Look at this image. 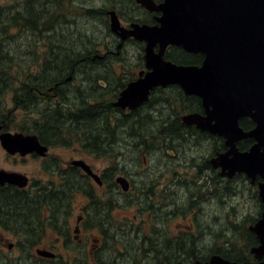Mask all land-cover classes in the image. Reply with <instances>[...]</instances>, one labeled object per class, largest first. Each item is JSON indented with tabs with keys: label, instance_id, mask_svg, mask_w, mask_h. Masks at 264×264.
Segmentation results:
<instances>
[{
	"label": "rangeland",
	"instance_id": "rangeland-1",
	"mask_svg": "<svg viewBox=\"0 0 264 264\" xmlns=\"http://www.w3.org/2000/svg\"><path fill=\"white\" fill-rule=\"evenodd\" d=\"M26 1L0 0V8L16 6L18 10L24 11L28 6L25 5ZM69 1H72V3L69 4L70 2L64 0L62 4L65 5L58 9H56L53 3L47 5L48 12L58 17L60 16L58 24L54 23V17L51 16L49 24L55 30L52 33L50 32V35L54 38L52 40L53 45L55 41L57 48L64 47L70 49L71 46L75 47L79 45L78 51H81L80 53L83 56L89 50L92 53L91 57H94L95 54H104L111 45L115 46L114 49L116 48L114 43L115 36L110 31V16H103L97 13V11L90 13V10L96 9L99 11L100 8L106 7V9L109 8L108 10L114 9L117 11L119 9L122 12L124 10L123 4L127 8L125 17L132 16L135 19H142L143 17V15L138 16L141 11L138 12V15L133 13L132 8L135 5L128 2V0ZM56 5L58 6V4ZM40 7H43V3L41 6L38 4L36 10H39ZM56 10L61 13H57ZM122 23L128 24L125 21H122ZM22 25L23 23L19 26ZM19 26L9 29L11 35L8 36L7 41L10 47L14 48L17 58L21 56L22 59L31 62V72H34L33 74L35 75L37 69L44 64L45 53L50 56L51 41L45 38L46 34L38 37L36 32L23 29ZM140 49L138 45L131 42L126 45L122 55L117 59L125 65V69L122 72L118 71V73L130 72L134 75L138 71L142 62ZM58 50L60 51V49L55 51ZM53 55L51 53V57ZM67 76L68 74H65L63 77ZM84 81H86L85 75L80 70L75 76L73 83L68 87H74L75 89L84 87ZM101 85L105 84L101 83ZM81 92L83 93L84 90L82 89ZM12 96L13 93L11 92L6 99L8 110L14 108ZM70 96L73 98L75 93L70 92ZM47 98L48 96H43L39 108L46 105L45 101H48L46 103H53V101H49ZM175 98L176 95L170 92H155L150 102L141 108L142 117L151 111L152 115L156 118L162 111H167V105L172 100H175ZM172 105L173 107L176 106L175 103ZM120 116L122 115H114V123L118 122V118H121ZM13 117H15V123H12L13 128H11L10 132L16 133L18 131H14L15 124L22 123L26 117V113L17 111ZM123 132L121 130L119 137H123ZM123 140L121 139L115 148L116 153L122 152L115 159L87 153L81 148L79 141L73 143L69 148L53 147L49 151L48 159L30 155L23 157L20 162L6 157V151L0 147V169L27 175L31 181L28 190H35V187L38 185L45 188L49 186L50 188L46 189L48 192L62 188L66 190L72 189V186H67L69 184L76 188L70 197V201L66 203L68 214L62 219L61 224L70 228L71 238L75 235L74 230L77 226V217L81 215L86 216L85 222L80 227L81 231L78 234L81 244L73 250L67 248L64 244L65 239L63 234L47 225V228L39 236L34 235L28 238H26V235H24L26 233L24 232L22 233V237L16 236L14 231L0 227V236L8 239L5 243L14 244L13 250H9L7 245L4 251L0 253V264H52L36 254L37 249L47 248L54 252L61 260L72 259L76 264H152L155 260L154 253L145 259L146 249L151 243H146L142 240L144 235L149 234L154 229L152 223L150 224L145 221L147 213H141L140 210L141 206L146 207L147 203L139 201V198L136 196L138 190L131 195H125L123 194L124 192L119 193L118 191L121 188L115 187L114 184L116 174L126 169L137 171L139 174L135 176V182L137 183V188H139L141 182H148L151 180V177L159 176L158 172L165 170L166 166L177 164L178 168L169 170L179 171L182 175V177H179L182 184L178 189V197L180 198L179 213L189 212L190 209L187 210V207L191 205V202L196 203L193 201V193L198 190L196 180L193 178L196 170L192 169L190 159L198 158L195 161V163H198L199 159L204 158L209 153L210 145L203 141L200 142V146H194L190 153L187 154L189 158L187 162L181 158H176L175 161V158H171L172 155L170 153L167 156L166 153L163 154L162 151L156 150L147 156L148 162L145 165L142 156L136 158L137 154L131 150L130 141L127 140L125 142ZM80 159L85 160L92 166L95 172H99L102 178L106 179L105 181L107 182L103 188L92 184L90 180H86L85 184H82V179L79 178L80 175L74 172H69L67 176L60 174L63 170H68L69 163L72 160ZM53 160H55V164H53ZM57 163L60 164L59 167L56 166ZM242 174L236 180L227 184L228 188L223 194L216 191L215 188L217 187L216 183L220 182V180L214 179L215 187L209 196V200L205 201L206 195H196L199 200L195 204L199 214L197 224L200 226H211L210 237L204 239L203 242H198V250L201 251L198 254L199 256H209L211 252L219 250L222 247L240 256L243 255V252L244 256H252L250 250L244 249L246 234L249 226L256 223L259 219V213L263 210L264 203L259 197L257 185L252 184L246 174ZM210 176H213V174L210 173ZM208 181H211V179H208ZM219 184L221 186V183ZM90 194L95 196V202ZM60 207L62 206L60 205ZM204 214L206 215L205 217ZM253 218L256 219L252 220ZM181 223L179 219L172 220L170 224L171 230L173 232L179 230H183L184 232L189 231L184 227L175 228V225ZM131 226L133 227V232H126L129 229L128 227ZM34 240L38 243H29ZM21 241L26 242L28 245L26 247L21 246Z\"/></svg>",
	"mask_w": 264,
	"mask_h": 264
},
{
	"label": "water",
	"instance_id": "water-1",
	"mask_svg": "<svg viewBox=\"0 0 264 264\" xmlns=\"http://www.w3.org/2000/svg\"><path fill=\"white\" fill-rule=\"evenodd\" d=\"M134 1L150 12L162 13V17L158 25L134 24L127 31L117 13L108 12L111 31L123 41L133 36L147 43L145 60L149 70L128 84L114 106L133 111L150 100L153 90L169 85H178L186 95L201 98L205 114H185L181 117L183 124L196 125L203 132L224 137L230 149L213 159L212 164L221 166L222 175L230 178L244 173L252 184L260 177L259 197L264 203V0H164L161 4L154 0ZM169 46L203 54L204 62L194 67L166 61L164 55ZM243 118L252 120L256 127L245 132L240 126ZM245 138H253L256 143L247 152H241L238 143ZM0 145L11 155H49V147L33 134L4 132ZM72 165L84 170L96 184H103L85 161L75 160ZM116 183L124 191L129 190L124 178H117ZM5 184L26 188L29 178L0 169V185ZM81 221L79 216L74 230L76 240ZM249 230L258 240V245L250 250L256 259L252 264H264V209ZM36 254L45 259L56 258L47 249H37ZM191 264L247 263L213 255L208 261L196 260Z\"/></svg>",
	"mask_w": 264,
	"mask_h": 264
},
{
	"label": "trees",
	"instance_id": "trees-1",
	"mask_svg": "<svg viewBox=\"0 0 264 264\" xmlns=\"http://www.w3.org/2000/svg\"><path fill=\"white\" fill-rule=\"evenodd\" d=\"M63 2L64 0H27L25 5L28 6L24 11L18 10L16 6L0 8V126L4 132L11 131V128H13L12 123H15V117L13 116L17 111H21L26 113V117L22 123L15 124L14 131L36 135L42 144L52 148H69L73 143L79 141L81 148L86 152L99 157L115 159L119 156L118 152H115V148L121 139H124L123 141L128 140L130 143L132 141H149L143 147L147 150V156L159 150L164 143V139H168L178 143L177 147H180V149L191 150L193 148L192 143L182 142L181 135L177 134L178 131H181L180 128L174 130L176 134H170L169 136L164 135L163 132L165 131L161 128L167 124L176 126L183 124L181 114L199 112L198 102L196 101L198 99L182 95L177 87L168 88V90H157L175 94L176 98L167 105V111H162L156 118L151 111L142 117V109L126 115L123 111L113 108L111 102L117 97L115 92L117 90H102V93L97 94L95 92L90 96L83 95L80 90L76 91L78 94L75 93L73 98L66 92L59 94L57 96L58 100L49 96L48 88L53 87L65 74L70 75L73 67H76L74 66L76 61L91 60L93 58L90 50L86 51L83 56L80 53L81 51H78L79 45L71 46L70 49L57 48L55 41L53 45L52 40L54 38L50 35V32L52 33L55 28L49 22L51 16H53L54 23L58 24L60 16L48 12L47 5L53 3L58 9L65 5L62 4ZM66 2L70 1L66 0ZM128 2L132 3L131 0H128ZM42 3L43 7L36 10L37 5L41 6ZM71 3L72 1L69 4ZM108 9L106 7L100 8L99 11L92 9L90 13L97 11V13L108 17V12L112 11ZM57 13L61 12L57 11ZM21 23L23 25L19 26ZM16 26L36 32L38 37L46 34L45 38L51 41L50 56L45 53L44 64L37 69L35 75L34 72H31V62L22 59L21 56L17 58L14 48L8 44L7 39L11 35L9 29ZM57 49H60V51H55ZM51 53L54 54L52 57ZM78 72L73 73L74 78ZM96 72L97 70H93L86 73L85 69H81V73L87 76L88 79L90 75H94ZM122 84V80L118 79L113 87L121 89ZM11 92L13 93L14 108L8 110L6 99ZM45 95L48 96L47 100L53 101V103H46L48 101H45L46 105L39 108L41 99ZM173 103L176 104L175 107H173ZM114 115H122L116 123L113 121ZM250 123L252 122L249 119L240 121V125ZM131 125L137 127L130 129ZM120 129L124 131L122 133L124 138L119 137V134L121 135ZM184 130L187 129L182 128V131ZM132 145V150L138 147L135 144ZM140 157L137 154L136 158ZM67 186H72V189L62 188L48 192L46 189H49V186L45 188L38 185L35 190H23L20 201L9 197L12 193L14 195V192L4 190L5 193L0 197V227L21 234L19 235L21 237L24 232L26 233L24 235L28 238L34 235L39 236L47 228V225L63 234L64 244L67 248L73 250L76 246H80L79 240L74 237L71 238L70 228L61 225L62 219L68 214L66 203L70 201V197L76 190L73 185L69 184ZM90 196L95 202V196L92 194ZM96 204L98 203L96 202ZM59 211H63V213L60 212L59 214ZM254 219L256 218L252 220ZM155 236L158 239L159 233H156ZM29 243L37 244L38 242L34 240ZM146 243H151V245L146 249L145 259L154 253L155 260L152 264H191L196 260L207 261L212 255H220L225 259L238 263L251 264L254 262L253 257L244 256V252L240 256L223 247L211 252L209 256L201 257L198 255L201 252L198 250L199 244L195 240L193 242L185 241L178 245L171 243L158 244V242ZM257 244V238L248 229L244 249L247 248L249 251ZM20 245L26 247L28 244L21 241ZM46 260L52 264H76L72 259L64 261L57 256L55 259Z\"/></svg>",
	"mask_w": 264,
	"mask_h": 264
},
{
	"label": "flooded vegetation",
	"instance_id": "flooded-vegetation-1",
	"mask_svg": "<svg viewBox=\"0 0 264 264\" xmlns=\"http://www.w3.org/2000/svg\"><path fill=\"white\" fill-rule=\"evenodd\" d=\"M154 1L157 4H161L164 2V0H154ZM131 2H132V4L135 5L132 8L133 13L138 15V12L141 11L138 16L143 15V17H142V19H135V18H132V16H126L125 17L124 15L127 13V8L125 7V5H123L124 10L122 12H120L119 9L117 11L114 10L117 13L118 18H119L120 23H121V26L123 28H125L127 31H129L132 29V26L134 24L140 25V26H143V25L155 26V25L160 24L158 19L162 17V13L150 12L147 9H145L144 7H142L141 5H139L136 1L131 0ZM137 7H138V9H137ZM122 21H125L128 24H124V23H122ZM110 31H111V28H110ZM111 33L115 36L114 43L116 45V48L114 49L115 46L111 45L107 48V50L104 54H95L94 57L91 58V60H79V62H75L74 66H76V67H73V71L70 73V75H68L67 77H63L59 82L55 83L53 87L48 88V92H49L50 97L55 98V100H58L57 96L59 94H64L66 92L68 94H70V92L71 93L74 92L77 95L78 93L76 91H80L82 89L84 90L83 95L87 94L88 96H90L91 94H95V92L97 94L102 93L101 92L102 90H117V91H115L117 97L116 98L112 97V98H115V100L111 102L112 107L115 109H119V110L123 111L124 113H128V112L130 113V112L139 110L142 107L146 106L150 102V100L152 98V94L155 91L160 90V89L168 90V88L177 87L179 89V91L182 93V95H184L186 97H193L195 99L196 98L198 99L196 101L198 102L199 112H192V113H199L202 115L205 114V108L203 106L202 99L197 97V96L186 95L185 92L178 85H169L166 88L160 87V88L153 90L151 93L150 100L145 105H143L140 108L135 109L133 111L128 110V109L123 110L119 107L114 106V102L117 101L120 93L128 86V84L139 79L141 74L144 75L149 70L146 67V60H145V49L147 46V43L145 41H139V40L135 39L133 36L128 37L123 41L117 33L112 32V31H111ZM130 42L138 45L141 48L140 50H141V55H142L141 56V58H142L141 66L138 69V71L136 73H134V75L131 74L130 72L121 73L122 70L125 69V65L120 60H117L122 55L126 45H128V43H130ZM155 51L158 52L159 48L156 47ZM164 59L166 61L172 62L176 65L194 66L195 67V66H201L203 64L205 56L203 54L189 53L180 47L169 46L166 49ZM80 68L85 69L86 73L92 72L93 70H97V72L94 73V75H90L89 79L87 78V76H85L86 81H84V87L76 88V90H74L75 89L74 87L70 88L68 86L71 83H73V81L75 79L73 76V73L74 72L76 73V71H80L81 70ZM118 71H121V72L118 73ZM118 79H121L122 83H123L122 86H120L121 89H116L113 87V85L115 84V82ZM101 83H104L105 85H101ZM97 104H100V103H97ZM186 114H188V113H186ZM243 119H249V118H243ZM243 119H241V120H243ZM250 121L252 123L240 125L245 132H249L256 127L255 123L252 120H250ZM136 127L137 126H135V125H131L130 129L136 128ZM161 128L165 131V132H163L164 135H167V136H169L170 134H176V132H174V130H177L179 128L181 131H182V128L187 129V130L182 131V133H181V131L177 132V134L181 135L182 142L185 141V142H189L190 144L194 143V145H192L193 147L194 146H200V142H203V141H205L206 143H209V145H210L209 153L207 155H205L204 158L199 159L198 163H195V161H197L198 158L190 159V162H192L191 163L192 169L196 170L194 172V174L193 173L192 174H193L194 180H196V185L198 186V190L193 193V198H194L193 201L196 203L191 202V205L187 207V210L190 209V211L179 213L180 198L178 197V189L180 188V186L182 184V181L179 180V177H182V175L179 171L169 170V169L178 168L176 166L177 164L166 166V169H167V170L165 169L166 171L165 170L159 171L158 172L159 176L151 177V180L148 182H146V181L141 182L139 188H137V183L135 182V176L139 173L133 169L122 170V172L116 174L115 182H114L115 187L121 188V190L118 192L119 193L124 192L123 194H125V195H131L134 192H136V190H138L136 196L139 198V201L147 203L146 207L141 206L140 210H141V213H143V212L147 213L145 221H147L150 224L152 223L154 229L151 230V228H150L151 231L149 232V234L143 236L142 240L144 242H158L161 244L171 243V244H176V245L181 244L185 241L186 242H193L195 240L197 243L203 242L204 239L210 237L211 226H209V225L200 226L197 224L199 214H198V211L196 210L195 204H197L199 202V200L197 199L196 195H200V196L206 195L207 198L205 201L209 200V196L212 194V192L214 191V187H215L214 186L215 183L213 182L214 179L220 180V182L216 183L217 187L218 186L219 187L218 188L215 187V188H216V191L223 194V193H225V191L228 188L227 184L236 180L238 177H240L243 174H236L234 177L230 178V177H227L225 175H222L221 166L214 167V165L212 164L213 159H216L220 154H224V153L228 152L230 149L226 145V139L224 137L219 136V135H213V134L208 133V132H203L196 125L190 126V125H186V124H179L176 126L174 124H167V125H163ZM2 133H4V130L0 126V135ZM171 138H173V137L171 136ZM169 141H170V143H169ZM147 142L149 143V141H132L130 143L131 148H133L132 144H135L138 146L137 148H134L133 151L136 154L143 157V162L145 163V165H147L148 158H147V150L144 149L143 147L145 144H147ZM160 142L162 143V141H160ZM163 142L164 143L161 145V148L159 149L160 151H162L163 154L166 153V155L168 156L169 155L168 153H170L173 156V157L171 156V158H175L174 159L175 161H176V158H179V159L181 158V159H184L185 162H187V160L189 159L187 154L190 153L191 150L188 151L185 149H180V147L178 148L177 146L179 144L174 143L172 140H168V139L165 140L164 139ZM255 143H256V141L253 138H245V139L239 141L238 148L241 152H247L248 150H250V148ZM174 144H176V145H174ZM0 147H1V145H0ZM50 150H52V147H49V151ZM121 153H122L121 151L118 152V154H121ZM33 156L36 157L38 155L33 154ZM6 157H8L9 159H14L16 162H20L23 158L20 154L11 155L8 153H7ZM47 157H41V158L48 159ZM54 159H56V158H54ZM80 160H82V159H80ZM74 161L75 160H72L69 163L68 170H63V172L60 173L62 176H67V175H69V172H74V173H77L78 175H80L79 178L82 179V181H81L82 184H85L86 180H90L92 182V184L97 185L99 188H103L106 185V182H107V181H105L106 179L104 180L102 178V176L99 174V172H95L94 169L92 168V166L90 164H88L85 160H83V161H85L92 168L94 173H96L100 176V178L103 182V184L101 186L96 184V182L93 180V178L88 176L84 170H82L81 168H79L77 166L72 165V163ZM53 164H55V160H53ZM56 166L59 167L60 164L57 163ZM210 173H212L213 176H210ZM119 177L124 178L129 183V190L128 191H124L123 188L119 184L116 183V179ZM208 179H211V181H208ZM229 179H231V180H229ZM261 180L262 179L260 177H258V179L256 180L254 185H257V187H258L259 182ZM30 182L31 181L29 178V185L26 188H20L19 186L13 185V184H5L3 186L0 185V197L2 194L5 193L4 190H8V191L14 192V195H12L13 194L12 193L11 195H9V197L15 198V200L20 201L22 191L28 190V188L30 187ZM81 183H80V185H81ZM219 183H221V186ZM32 190H34V189H32ZM32 190H30V191H32ZM261 207H262V205H261ZM202 208H204V207H202ZM263 209H264V207H263ZM262 211L263 210H261V213H259L260 217H261ZM81 216H82V221L80 223V227L83 225V223L85 222V219H86L85 215H81ZM205 216L206 215L204 214V217ZM175 219L176 220L179 219L182 222L181 224L175 225L176 229H179L180 227H184V228H187L189 231L184 232L183 230H179L177 232H173L171 230L170 224H171L172 220H175ZM128 228L129 229L126 230V232L132 233L133 227L131 226ZM80 231H81V229H80ZM156 233H159L158 239H156V236H155ZM19 235H21V234H16V236H19ZM74 238H75V235H74ZM7 240L8 239L6 237L0 236V253H2L4 251V249L6 248L7 245H8L9 250H13L14 244L13 243H9V244L5 243V241H7ZM9 242H10V240H9Z\"/></svg>",
	"mask_w": 264,
	"mask_h": 264
}]
</instances>
